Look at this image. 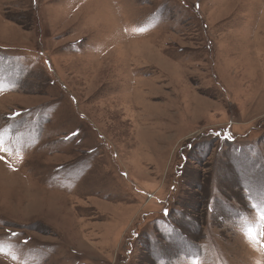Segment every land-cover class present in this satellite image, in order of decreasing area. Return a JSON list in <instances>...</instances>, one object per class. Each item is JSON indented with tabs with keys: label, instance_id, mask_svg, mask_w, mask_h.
<instances>
[{
	"label": "rangeland",
	"instance_id": "obj_1",
	"mask_svg": "<svg viewBox=\"0 0 264 264\" xmlns=\"http://www.w3.org/2000/svg\"><path fill=\"white\" fill-rule=\"evenodd\" d=\"M0 264H264V0H0Z\"/></svg>",
	"mask_w": 264,
	"mask_h": 264
}]
</instances>
